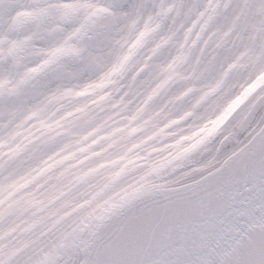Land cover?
<instances>
[{
  "label": "snow or ice",
  "instance_id": "1",
  "mask_svg": "<svg viewBox=\"0 0 264 264\" xmlns=\"http://www.w3.org/2000/svg\"><path fill=\"white\" fill-rule=\"evenodd\" d=\"M0 264H264V0H0Z\"/></svg>",
  "mask_w": 264,
  "mask_h": 264
}]
</instances>
